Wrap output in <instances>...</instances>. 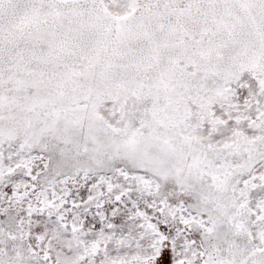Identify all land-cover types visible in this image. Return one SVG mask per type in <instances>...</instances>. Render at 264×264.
<instances>
[{
    "label": "snow or ice",
    "instance_id": "6c2138e0",
    "mask_svg": "<svg viewBox=\"0 0 264 264\" xmlns=\"http://www.w3.org/2000/svg\"><path fill=\"white\" fill-rule=\"evenodd\" d=\"M0 264H264V0H0Z\"/></svg>",
    "mask_w": 264,
    "mask_h": 264
}]
</instances>
